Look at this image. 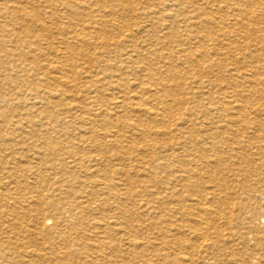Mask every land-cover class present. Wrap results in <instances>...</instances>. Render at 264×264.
<instances>
[{"label":"bare ground","instance_id":"obj_1","mask_svg":"<svg viewBox=\"0 0 264 264\" xmlns=\"http://www.w3.org/2000/svg\"><path fill=\"white\" fill-rule=\"evenodd\" d=\"M0 264H264V0H0Z\"/></svg>","mask_w":264,"mask_h":264}]
</instances>
